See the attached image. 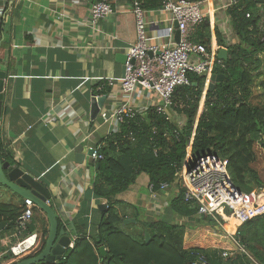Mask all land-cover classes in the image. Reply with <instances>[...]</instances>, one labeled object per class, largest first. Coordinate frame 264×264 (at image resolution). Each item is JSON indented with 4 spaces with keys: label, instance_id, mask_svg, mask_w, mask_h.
Instances as JSON below:
<instances>
[{
    "label": "crops",
    "instance_id": "1",
    "mask_svg": "<svg viewBox=\"0 0 264 264\" xmlns=\"http://www.w3.org/2000/svg\"><path fill=\"white\" fill-rule=\"evenodd\" d=\"M132 1L116 0L113 14L94 28L88 24L91 0H0V72L6 77L0 141L12 156L13 164L9 165L19 167L48 191V205L56 214L59 229L65 227L71 239L69 249L78 235L75 228L78 213L83 209L88 213L89 222L96 221L98 206L105 204L92 193L96 161L76 150L96 148L112 131L113 113L120 105L128 103L140 114L159 105L156 95L141 87L130 96L121 92L124 57L136 39ZM236 1L200 2L209 23L210 52L215 58L219 49H226L217 46L216 35L225 46L237 43L226 14ZM261 16L260 24L264 27V5ZM144 19L149 44L162 47L177 42L175 22L170 20L169 14L157 8L145 10ZM109 82L113 83L108 87L109 91L105 95H96L99 91L96 87ZM205 94L206 91L201 104ZM92 96L107 97L98 117L109 113L108 119L102 122L90 120ZM201 108L202 105L199 112ZM176 121L182 124L183 119L177 117ZM78 154H84L81 164L76 160ZM186 158H190V147ZM148 186V178L141 175L120 198L139 208L141 217L148 222L166 220L193 224L194 220L172 215L169 209V202L177 195L175 187L150 193ZM246 197L264 203V189ZM1 203L24 207V199L0 186ZM125 214V220L134 219L129 211ZM230 224L224 223L228 233ZM28 227L31 230L17 229L10 233H1L4 228L0 230V264L28 259L38 250L43 233L47 232L48 236L49 223L45 213L34 207ZM202 231H187L184 243L204 246L211 242ZM235 232L228 234L229 241L232 242ZM30 234L37 235V247L19 258H10L9 248ZM225 242L224 237L219 239V243ZM218 248L237 251L236 245Z\"/></svg>",
    "mask_w": 264,
    "mask_h": 264
},
{
    "label": "trees",
    "instance_id": "2",
    "mask_svg": "<svg viewBox=\"0 0 264 264\" xmlns=\"http://www.w3.org/2000/svg\"><path fill=\"white\" fill-rule=\"evenodd\" d=\"M139 1L143 10L158 8L157 0ZM263 5L264 0H237L226 10L237 43L225 46L216 35L217 46L225 47L227 56L219 63L216 58L211 73L222 75L223 79L205 94L202 104L206 75L190 73V84L173 92L170 110L175 117L167 119V115L150 107L124 119L116 132L99 141L95 149L102 158L96 161L98 167L95 165L91 187L94 198L103 200L106 208L97 212L96 221L89 222L83 209L78 213L75 220L78 235L73 247L52 264H190L197 254H203L210 264H251L250 259L264 264V214L242 224L232 236L243 252L219 249L235 245L229 240L219 243V239L207 235V229L221 233V229L216 230L218 223L208 215H199L197 204L184 202L185 188L177 179L190 147V160L214 156L226 162L230 180L242 195L264 189V181L254 167L257 161L254 147L262 144L264 137V27L260 24ZM193 40L210 51L207 19L196 29ZM108 91L103 86L96 95ZM177 117L183 119L182 124L176 121ZM0 157L3 163L13 164L1 141ZM141 175L148 178L154 192L162 184L175 187L177 195L169 202V209L172 215L194 220L193 224L148 222L141 217L139 208L124 203L120 197ZM23 210L24 207L0 204V224L6 223L1 233L18 229ZM126 211L134 223H124ZM197 229H203L212 241L204 246L185 244V233ZM145 233L149 234L148 242L144 240ZM46 237L44 232L38 250L28 258L39 253ZM100 247L105 249L104 256L98 253ZM225 251L231 255L223 257Z\"/></svg>",
    "mask_w": 264,
    "mask_h": 264
},
{
    "label": "built area",
    "instance_id": "3",
    "mask_svg": "<svg viewBox=\"0 0 264 264\" xmlns=\"http://www.w3.org/2000/svg\"><path fill=\"white\" fill-rule=\"evenodd\" d=\"M116 0H92L89 8L88 24L96 27L101 21L113 14V4ZM158 10L170 15V20L177 23L179 41L165 46L151 45L147 40L145 10L139 0L132 1V14L135 22L136 39L127 51L124 65V76L120 82L121 92L130 96L137 87L152 91L159 100L156 111L172 119V96L177 87L190 84L188 75H206L211 72L216 58L202 44L193 40L196 29L202 24L204 14L200 2L188 0H157ZM248 18L249 15L247 14ZM170 31V29H168ZM218 63L220 60L217 61ZM113 83L105 84V87ZM103 85L97 87L101 90ZM135 111L128 103L120 105L113 113L114 127L112 133L118 130L124 119L131 118ZM94 161L102 157L94 149L89 157ZM177 179L185 188L184 202H193L198 206L199 215L212 217L218 225H222L214 213L225 212L236 221V231L245 222L264 214V203L255 198L239 193L232 184L227 172L226 162L214 156H204L195 161L188 160ZM162 184L158 191L167 189ZM149 192L154 193L152 185ZM35 205L30 200H24V210L18 219V229L26 231L33 216ZM38 238L35 234L28 235L24 240L10 247L8 253L13 258H19L37 247ZM237 251L243 252L232 237ZM231 254L223 252V257ZM251 264H257L250 259ZM190 264H210L203 254H197Z\"/></svg>",
    "mask_w": 264,
    "mask_h": 264
},
{
    "label": "water",
    "instance_id": "4",
    "mask_svg": "<svg viewBox=\"0 0 264 264\" xmlns=\"http://www.w3.org/2000/svg\"><path fill=\"white\" fill-rule=\"evenodd\" d=\"M174 29L176 30V36L178 42L179 31L177 30V23H174ZM226 55H227L226 49H219L217 58L219 60H225ZM124 58L126 62L127 56ZM5 79H6L5 74L3 72H0V117L2 112L3 98H4L3 86ZM222 79H223L222 75H213L211 73L206 79L207 81L206 90H205L206 93L212 90L214 88V84L218 83ZM92 97L93 98L90 109V120L96 122H102L103 120L108 119L109 113H105L103 117H98V114L102 109L107 97L106 96L103 97L92 96ZM79 151H81L82 153L84 152V154L87 157H90L93 154L94 149H88L84 151L83 148L80 147L76 150V152L81 153ZM84 154H78L76 156V160L78 163L81 164L83 162ZM96 167H98V164H96ZM0 186L10 190L12 193L18 195L24 200H30L35 205L36 208L40 209L42 212L45 213L49 223L48 236L46 238L43 248L39 251V253L35 257L14 261L9 264H38L41 262L45 264H52L59 261L69 249L71 239L67 235L65 231V227L59 229L56 214L48 205V201L50 198L48 191L34 177H32L27 173H24V171L21 170L19 167L10 166L9 163L7 162L3 163L1 161V157H0ZM105 208H106L105 204H100L98 206V210L100 212H103ZM124 222L133 223L134 219L125 220ZM4 226H5L4 223L0 224V230H2ZM144 240L145 242L149 241L148 233L144 234ZM98 253L101 256H104L106 254L105 249L103 247H100L98 249Z\"/></svg>",
    "mask_w": 264,
    "mask_h": 264
},
{
    "label": "rangeland",
    "instance_id": "5",
    "mask_svg": "<svg viewBox=\"0 0 264 264\" xmlns=\"http://www.w3.org/2000/svg\"><path fill=\"white\" fill-rule=\"evenodd\" d=\"M206 86V84H205ZM206 87L204 88V92H205ZM262 102L264 103V98H262ZM254 151L257 155V161L254 164L255 169L258 171L260 178L264 181V139L262 140V144H258L254 147ZM186 160H188L186 158ZM185 160V161H186ZM218 229H221V233H214L211 229H207L206 233H209V236H212L213 238L216 239H220L223 237L225 241L229 240L228 234H233V233H228L222 225H220V227Z\"/></svg>",
    "mask_w": 264,
    "mask_h": 264
},
{
    "label": "bare ground",
    "instance_id": "6",
    "mask_svg": "<svg viewBox=\"0 0 264 264\" xmlns=\"http://www.w3.org/2000/svg\"><path fill=\"white\" fill-rule=\"evenodd\" d=\"M214 216L216 217L217 220H221L224 223L225 222L231 223L229 225L230 233H233L235 231L237 222L232 220V219H230L225 212L214 213ZM227 232H228V230H227Z\"/></svg>",
    "mask_w": 264,
    "mask_h": 264
}]
</instances>
